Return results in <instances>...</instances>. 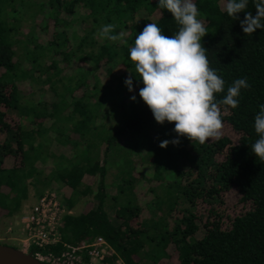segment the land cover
Wrapping results in <instances>:
<instances>
[{
    "label": "trees",
    "instance_id": "1",
    "mask_svg": "<svg viewBox=\"0 0 264 264\" xmlns=\"http://www.w3.org/2000/svg\"><path fill=\"white\" fill-rule=\"evenodd\" d=\"M194 3L207 30L202 44L208 51L209 66L225 81V91L216 94L217 101L236 79L246 78L249 88L241 90L238 108H220L223 124L239 135L238 142L223 137L191 157L180 152V145L189 141L184 137L179 138L177 148H172V143L160 148L161 141L176 138L174 125H157L140 98L111 104L110 114L118 123L109 133L104 135V126L98 124L100 63L107 65L108 76L121 70L138 79L129 59L135 36L147 23H157L165 35L178 31L179 26L170 13L159 8L158 0H0V208L8 210L9 203L25 195L27 178L42 189L62 184L70 189V198L64 199L67 212L80 198L91 195L95 202L83 216H65L63 240L77 245L103 238L115 249L111 264L117 259L123 264H141L138 260L145 247L153 244L147 258L156 264L157 257L163 255L157 248L167 243L175 249L174 264H264V162L251 153L258 139L254 117L258 106L264 104V30L245 35L240 28L244 14L232 20L225 12L224 0ZM247 10L255 15L252 0ZM139 12L146 15V21H136ZM24 15L31 20L28 27L23 24ZM75 23L80 26L78 32H69L76 28ZM107 24L115 25V35L130 34L119 41L103 39L100 43L98 32ZM36 30L49 39L38 41ZM31 85L47 86L53 101L22 102ZM43 86L38 87L40 93H44ZM7 109L16 111L31 127L13 122ZM51 131L52 140L48 138ZM152 132L153 137L149 135ZM52 141L62 148L50 151L55 170L48 172L42 150ZM63 146H70L74 154L68 155ZM6 157L13 160L10 168L2 166ZM180 158L189 161L187 172L179 169ZM109 168L116 170L112 197L107 195ZM171 173L173 181L168 179ZM86 176L98 177L95 192L87 185ZM139 179L166 188L161 199L151 202L150 212L154 210L151 205L165 204L170 216L183 213L182 218L168 216L171 224L163 217L150 218L134 228L132 220L143 211L137 203ZM228 194L236 195L233 206H247L232 218L226 217L224 197ZM198 197L216 207L209 211L213 221L204 225L206 231L199 238L192 204ZM107 199L115 213L113 221L106 214Z\"/></svg>",
    "mask_w": 264,
    "mask_h": 264
},
{
    "label": "clouds",
    "instance_id": "2",
    "mask_svg": "<svg viewBox=\"0 0 264 264\" xmlns=\"http://www.w3.org/2000/svg\"><path fill=\"white\" fill-rule=\"evenodd\" d=\"M225 12L232 20H240V28L251 36L264 30V0H252L255 15L248 11L250 0H224ZM158 6L170 13L179 26L175 35H165L157 23H147L135 36L129 49V59L134 64L138 79L129 73L124 85L133 91V80L142 87L138 96L150 110L157 125H174L176 138L160 142L167 148L179 142L180 137L204 144L219 140L223 128L221 105L231 109L239 107L242 89H248L246 78L236 79L227 87L224 97L217 101L216 94L225 91V81L209 66L207 49L202 39L207 30L198 17L200 11L194 0H158ZM115 25H103L98 35L108 41H119L122 34H113ZM132 101L136 96H131ZM254 131L258 139L251 146V153L264 162V104L258 106L254 117Z\"/></svg>",
    "mask_w": 264,
    "mask_h": 264
},
{
    "label": "rangeland",
    "instance_id": "3",
    "mask_svg": "<svg viewBox=\"0 0 264 264\" xmlns=\"http://www.w3.org/2000/svg\"><path fill=\"white\" fill-rule=\"evenodd\" d=\"M138 16L136 17V21H146V15L144 13L139 12V14H137ZM80 17H83L82 13H79ZM31 22V20L26 17L24 15V21L23 24L24 26L28 27L29 23ZM77 26H75L76 28H72L68 29L69 32H73L76 31V33L78 32L77 30H79V24L75 23ZM28 32L25 31V34H28ZM130 34V31H125L122 33V39L125 38L126 36H128ZM35 37L37 38L38 41H43L44 43L49 39V37L43 35V33L39 32V30H36V32H34ZM78 35V34H76ZM79 36H81L80 32H79ZM121 42V41H120ZM100 43H103V39L100 40ZM120 44V43H119ZM86 62H82V65L85 64ZM81 66V65H80ZM79 67V66H78ZM100 72L97 73L98 77H99V81H100V87L98 89V96L100 99V105H101V110H100V118L98 119V124L102 123V126H104V130L103 134L105 135V133H109L108 130L115 127L116 124L118 123L116 118H113L110 114L111 111V107H112V103H117V104H121V103H128V102H132V100L130 99L131 96H136V100L135 102L138 101V92H139V88L142 87V84L138 83L137 81H133V91L129 92L127 90V88L124 85V80L128 77V72H123L121 70H116L113 72V74L111 76L106 75L105 70L107 69V65L102 62L100 63L99 66ZM71 72V71H70ZM75 73V71H73ZM92 84V81L90 82V85ZM43 86V85H31V87H27L26 90V97L22 100V102L26 101L27 102H37V101H41V103H48L53 101V94L48 90L47 86H43L42 89H44V93H40L38 91V87ZM46 89V91H45ZM32 93V94H31ZM94 100V99H93ZM7 115L12 119L13 122H17L19 121V123H21V125H23L24 127L28 128L31 127V125L28 124V121L26 119L22 120L23 117H20L19 114L14 111V110H10L7 109L6 110ZM55 130V129H53ZM54 132L51 131L49 133L48 138L50 137V139L52 140V137H54ZM151 137H153V132L149 134ZM228 138L232 143L236 144L239 140V135H237L232 128L230 127V125H228L227 123L223 124V128L220 131V138ZM215 141V139H211L209 141H206L204 144H199L196 141H187V142H183L180 141V143H182L180 146H182V151L180 152H186L188 153L189 156H195L197 155L201 148L204 147L205 145L211 144ZM66 143V142H65ZM123 145L125 146L126 143H123ZM172 148H177L178 145H171ZM50 148L46 147L45 149L50 152L52 151V149H61L62 146L58 145L56 142L52 141L50 142L49 145ZM63 149H66L68 155L69 154H74V150L70 147V146H63ZM104 150V147H101V151ZM176 151V150H175ZM103 152L100 153V156L102 157ZM143 154V152H142ZM7 158V157H6ZM102 159V158H101ZM110 160V159H108ZM7 162L5 163V165L11 166L13 165V160L12 158L8 157ZM146 160L140 161L141 163L143 162V170L145 171L146 169V164L145 163ZM179 169L182 172H187L188 169H190V163L187 159H183L180 158L179 159ZM45 166H47V169L49 170L48 172H51L52 170H55V165H53V163H46ZM109 166L111 167V165L109 164ZM44 168V167H43ZM51 170V171H50ZM141 171V170H140ZM41 175H43L42 171ZM141 173V172H140ZM115 174H116V170L114 168H109L108 173H107V177H106V183H107V195L108 197H112L115 193H116V188H113L112 185L114 186L116 183V179H115ZM142 174V173H141ZM174 174H168V179H170V181H173L174 179ZM140 180V179H139ZM183 184H186V178H183ZM86 181L88 183V185H90V187L92 188V190L95 192L96 191V183L98 181V177H89L86 176ZM160 183H156L154 181L148 182L143 180H140L137 184H136V195L138 196V201L137 203L140 205V207L143 209L142 213L139 214V216L137 218H134L132 220V226L134 228H137L140 223H142L143 221L146 222L148 221L150 218L152 219H159L161 217L166 218L167 221L169 222V224H171L172 220L169 219L168 216H170V213H168L169 208L165 205L162 204L158 207H155V205H151V208L154 209L153 211L150 212L149 209L150 208V204L152 201H157V197L159 199H161L166 191V188L164 186H160L158 187ZM58 188H53V186L49 187L50 190L48 191H54L56 193H58V195L61 197L62 199V204L65 206L64 203V199L66 198V188L61 185V184H57ZM153 189V191H151ZM46 191V192H48ZM108 200V199H107ZM236 200V195L235 194H228L224 197V201L226 202V210H227V215L226 217H234L235 215L238 214L239 211H242L244 209L247 208L246 205L238 203L236 204V206H233L234 202ZM193 204V214L196 216V224L198 226V228L200 229L198 234H196L197 238L201 237L204 232L206 231L204 225L205 224H210L213 221V217L210 215L209 211L211 209L216 210V207H211L207 202H205V200L202 197H198L194 199ZM27 204H24L23 207V213H27L31 208L27 209ZM95 205V202L92 198V196H86L83 198H80L78 200L75 201L74 206L72 208V215L79 217V216H83L85 215L89 210H91ZM147 206V207H146ZM66 207V206H65ZM110 204H109V200L106 203V211H107V216L109 217V219L111 221L114 220L115 218V213L112 212V210L109 208ZM155 207V208H154ZM185 207H189L188 204H186ZM0 213H2L1 209H0ZM169 214V215H168ZM221 215V213H218ZM223 214V213H222ZM183 216V213H171L170 217H173L175 219H181ZM224 217V216H223ZM6 223L8 222V220L11 219H3ZM3 223H5L4 221L0 220ZM0 222V223H1ZM222 222H224V220H222ZM120 223V221H118V224ZM225 224L228 222H224ZM222 223V224H224ZM0 224V226H2ZM208 226V225H207ZM6 227V224H5ZM8 228L6 227V230ZM5 230V228H4ZM0 244H4L16 249H20L23 250L22 252L26 253L24 251V249L21 247H17L15 244H11L8 241L4 240L2 237L0 238ZM154 245V244H153ZM152 246H146L145 247V251H144V255H142V259L141 261L138 260L136 257H133L134 261L138 260L139 263L141 264H153L148 258H147V253L148 251L152 250L151 247ZM155 249L157 248L156 246L154 247ZM162 249V253L163 255L161 257H157V261L156 264H174L176 262V253H175V249L173 247V245L171 243H167L164 247H158L157 249ZM160 249V250H161ZM158 251V250H157ZM157 253V252H156ZM29 254V253H27Z\"/></svg>",
    "mask_w": 264,
    "mask_h": 264
},
{
    "label": "built area",
    "instance_id": "4",
    "mask_svg": "<svg viewBox=\"0 0 264 264\" xmlns=\"http://www.w3.org/2000/svg\"><path fill=\"white\" fill-rule=\"evenodd\" d=\"M71 215L54 191L40 196L31 209L22 215L16 227L21 237L17 238L20 247L37 261L46 264H111L116 256L115 249L103 238L84 240L70 245L63 240L65 216ZM14 228V229H13ZM114 264H123L117 259Z\"/></svg>",
    "mask_w": 264,
    "mask_h": 264
},
{
    "label": "crops",
    "instance_id": "5",
    "mask_svg": "<svg viewBox=\"0 0 264 264\" xmlns=\"http://www.w3.org/2000/svg\"><path fill=\"white\" fill-rule=\"evenodd\" d=\"M48 136H51V135L48 134ZM48 145H50V143ZM46 147L50 148L49 146L44 145L43 150H42V155L47 160L48 163H52V161L50 160V152H48L45 149ZM54 151H57V148L52 149V152H54ZM7 158H5L3 160V163H2L3 168L12 167V165L11 166L5 165V163L7 162L6 161ZM40 175H41V172H40L39 176ZM85 181H86V179H85ZM86 183H87V181H86ZM87 185H88V183H87ZM25 186H26L25 195L21 196V198H19L18 200H16V201L14 200V202L9 203L7 208H8V210L11 211V213H9L8 210H6V209L0 208L2 211V213H0V220L4 221L3 219H11V220H8L7 223L4 221L5 223H3V225H2V222L0 221L1 222L0 224L2 225V226H0V238L2 237L4 240L8 241L9 243L15 244L17 247H20V243L17 241V238H20L21 235L16 229L14 230V232L12 234H9L8 229L10 227L15 228L16 223L18 222L19 218L25 214V213H23L24 204L28 203V205H26L27 209L31 208L36 203V201L38 200V198L40 196L44 195L45 193H47L46 191L50 190V188L42 189L37 184L32 183V178H27ZM58 187H60V186L56 185V186H53L52 189L58 188ZM64 187L66 188V191H67L66 198H68V197L70 198V196H69L70 189L66 186H64ZM2 192L7 194L8 190L3 188ZM61 202H63L62 199H61ZM70 213L72 215V209H71ZM5 224H6V227L8 228L7 230H6ZM4 228H5V230H4ZM18 250H20V249H18ZM20 251H23V250H20Z\"/></svg>",
    "mask_w": 264,
    "mask_h": 264
},
{
    "label": "water",
    "instance_id": "6",
    "mask_svg": "<svg viewBox=\"0 0 264 264\" xmlns=\"http://www.w3.org/2000/svg\"><path fill=\"white\" fill-rule=\"evenodd\" d=\"M0 264H46L16 248L0 244Z\"/></svg>",
    "mask_w": 264,
    "mask_h": 264
}]
</instances>
